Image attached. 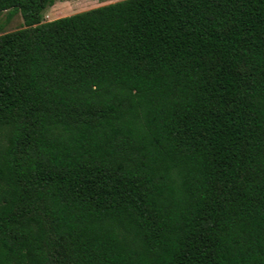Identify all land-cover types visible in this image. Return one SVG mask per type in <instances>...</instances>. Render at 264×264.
Wrapping results in <instances>:
<instances>
[{
    "label": "trees",
    "instance_id": "obj_1",
    "mask_svg": "<svg viewBox=\"0 0 264 264\" xmlns=\"http://www.w3.org/2000/svg\"><path fill=\"white\" fill-rule=\"evenodd\" d=\"M0 0V264H264V0Z\"/></svg>",
    "mask_w": 264,
    "mask_h": 264
},
{
    "label": "rangeland",
    "instance_id": "obj_2",
    "mask_svg": "<svg viewBox=\"0 0 264 264\" xmlns=\"http://www.w3.org/2000/svg\"><path fill=\"white\" fill-rule=\"evenodd\" d=\"M115 1L119 0H54L51 6L43 10L42 20L50 21ZM23 26V18L19 9L0 13V34Z\"/></svg>",
    "mask_w": 264,
    "mask_h": 264
}]
</instances>
